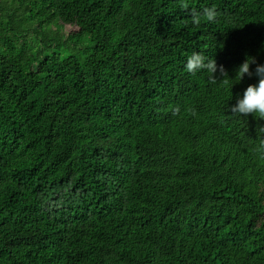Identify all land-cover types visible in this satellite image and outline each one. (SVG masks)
<instances>
[{
	"label": "trees",
	"instance_id": "1",
	"mask_svg": "<svg viewBox=\"0 0 264 264\" xmlns=\"http://www.w3.org/2000/svg\"><path fill=\"white\" fill-rule=\"evenodd\" d=\"M186 2L0 0V264H264V0Z\"/></svg>",
	"mask_w": 264,
	"mask_h": 264
},
{
	"label": "clouds",
	"instance_id": "2",
	"mask_svg": "<svg viewBox=\"0 0 264 264\" xmlns=\"http://www.w3.org/2000/svg\"><path fill=\"white\" fill-rule=\"evenodd\" d=\"M180 7L187 10L189 5L186 0H181ZM190 15L193 24L199 25L202 17L206 22H215L218 12L215 7H205L202 12L196 11L195 9L191 10ZM254 63H256V58L248 56L236 69L235 77L238 78L237 82L242 81L246 74L249 77L255 75L259 80L257 84L248 85L243 92L242 98H239L237 103L231 106L230 110L231 113L241 116L253 114L255 117L264 118V64H257L253 72L250 66ZM185 68L187 72L192 75L206 70L210 74L209 80L211 83H216V73L218 69L223 77H229L223 65H218L215 59H206L200 52H194L187 59ZM225 83H227L226 80ZM261 147H264V143H262ZM4 234L9 233H5V229L0 222V238H4Z\"/></svg>",
	"mask_w": 264,
	"mask_h": 264
},
{
	"label": "rangeland",
	"instance_id": "3",
	"mask_svg": "<svg viewBox=\"0 0 264 264\" xmlns=\"http://www.w3.org/2000/svg\"><path fill=\"white\" fill-rule=\"evenodd\" d=\"M199 48H201V47H199ZM5 197V196H4Z\"/></svg>",
	"mask_w": 264,
	"mask_h": 264
}]
</instances>
